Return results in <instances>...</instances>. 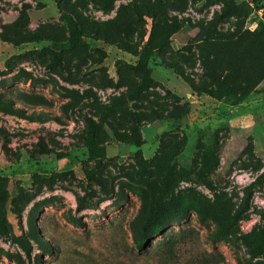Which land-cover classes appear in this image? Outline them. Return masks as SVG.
I'll list each match as a JSON object with an SVG mask.
<instances>
[{
  "label": "rangeland",
  "instance_id": "rangeland-1",
  "mask_svg": "<svg viewBox=\"0 0 264 264\" xmlns=\"http://www.w3.org/2000/svg\"><path fill=\"white\" fill-rule=\"evenodd\" d=\"M0 264H264L262 0H0Z\"/></svg>",
  "mask_w": 264,
  "mask_h": 264
},
{
  "label": "trees",
  "instance_id": "trees-1",
  "mask_svg": "<svg viewBox=\"0 0 264 264\" xmlns=\"http://www.w3.org/2000/svg\"><path fill=\"white\" fill-rule=\"evenodd\" d=\"M264 3V0H262ZM28 4L23 3L21 6V9L18 13V15L16 16L15 21L19 24H25L28 22L29 20V16H28ZM60 19L61 21L66 25L67 30H68V41L70 45H75L77 44L81 38L83 37V34L80 30V28L78 27L77 22L74 20V18L65 13V12H61L60 14ZM177 29V22L176 20L172 21L170 24H166V23H161L159 21H154L152 22L151 26H150V31L148 33V37L146 40V43L143 47V50L139 56V59L137 61V65L141 68H145V66L147 65V62L149 61L150 56L152 55V53L156 50L161 49L162 47H165L169 44L170 42V38L172 36V34L176 31ZM3 39L7 40L8 37L3 36ZM60 52L57 48H54V62L59 64V60H60ZM180 75H183V72L181 70L178 71ZM190 85H194V83L192 81L189 82ZM144 83L141 84V86H143ZM213 96L219 100L222 101L226 104L229 105H234L237 103H240L244 100V95L242 94H235L229 90H224L220 87L216 88L213 92ZM7 106V105H6ZM5 106V107H6ZM18 111V113L21 116H28L27 114L24 113L23 110L20 109H16ZM30 118H32L33 116H28ZM38 118H41V114L37 115ZM85 122H86V134L84 135L83 139L84 142L86 144V147L88 149V155L89 158L91 159H95V160H99L103 157H105V147L103 145H98L94 139V125L93 122L91 121L90 118L86 117L85 118ZM39 151L41 154H47L50 152L49 148H47V146L43 143L42 138H40L39 140ZM141 145V142L139 140L135 141V146L137 147V150L134 152V157L136 158H141V150L139 149ZM58 156L63 157V155L58 154ZM248 191L246 192L247 197L250 195V187L251 184H249L248 186ZM247 209V201H245L243 204H240L239 207L234 211L233 213V218L234 220H240L244 217V212ZM15 241L20 245V247L22 248V250L24 251L25 255L30 258V254L32 251V245L30 243L29 240H27L26 238H15ZM144 239L141 238L138 242H137V248L142 250L144 248Z\"/></svg>",
  "mask_w": 264,
  "mask_h": 264
}]
</instances>
